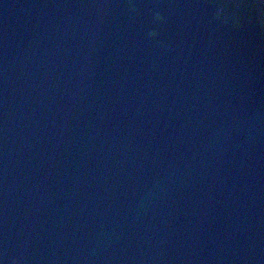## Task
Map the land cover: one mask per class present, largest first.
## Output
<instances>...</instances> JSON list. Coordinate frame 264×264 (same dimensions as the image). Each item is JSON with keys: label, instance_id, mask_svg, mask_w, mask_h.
<instances>
[{"label": "water", "instance_id": "water-1", "mask_svg": "<svg viewBox=\"0 0 264 264\" xmlns=\"http://www.w3.org/2000/svg\"><path fill=\"white\" fill-rule=\"evenodd\" d=\"M219 13L0 0V264H264V38Z\"/></svg>", "mask_w": 264, "mask_h": 264}, {"label": "trees", "instance_id": "trees-1", "mask_svg": "<svg viewBox=\"0 0 264 264\" xmlns=\"http://www.w3.org/2000/svg\"><path fill=\"white\" fill-rule=\"evenodd\" d=\"M130 1V0H128ZM220 9L219 17L231 20L237 27L244 19L250 20L264 38V4L260 0H207ZM237 8V9H236ZM156 18V16H155ZM153 36V33H151Z\"/></svg>", "mask_w": 264, "mask_h": 264}, {"label": "rangeland", "instance_id": "rangeland-1", "mask_svg": "<svg viewBox=\"0 0 264 264\" xmlns=\"http://www.w3.org/2000/svg\"><path fill=\"white\" fill-rule=\"evenodd\" d=\"M236 9H237V8H236ZM215 17L220 18L219 15H217V14L215 15ZM220 19H221V18H220ZM222 20H223V19H222ZM223 21L226 22V21H228V20H223Z\"/></svg>", "mask_w": 264, "mask_h": 264}, {"label": "clouds", "instance_id": "clouds-1", "mask_svg": "<svg viewBox=\"0 0 264 264\" xmlns=\"http://www.w3.org/2000/svg\"><path fill=\"white\" fill-rule=\"evenodd\" d=\"M157 18H159V17H157Z\"/></svg>", "mask_w": 264, "mask_h": 264}]
</instances>
